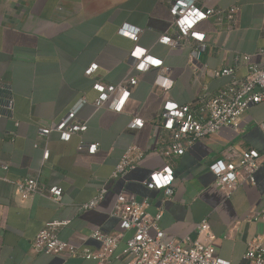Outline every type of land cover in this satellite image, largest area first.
Wrapping results in <instances>:
<instances>
[{"label": "crops", "instance_id": "crops-1", "mask_svg": "<svg viewBox=\"0 0 264 264\" xmlns=\"http://www.w3.org/2000/svg\"><path fill=\"white\" fill-rule=\"evenodd\" d=\"M235 2L207 0L206 5L226 8ZM125 25L140 30L137 43L119 34ZM171 27L168 7L159 0H0V178L10 181L0 179V264H93L80 255L36 252L30 243L46 224L66 223L56 230L60 240L73 244L78 253L99 252L100 243L91 234H120L110 214L122 193L145 202L149 215L160 214L158 228L168 238L212 244L215 255L229 264H245L250 242L264 245V223L249 217L264 211V161L255 173V185L243 183L229 198L216 188L208 170L229 147L264 152L258 128L264 101L249 107L236 130L223 128L200 138L182 156L170 159L171 195L143 185L165 163L147 151L165 101L185 106L200 90L217 93L230 78L216 77L215 72L226 67L234 69L237 78L244 77L246 68L236 59L243 54L250 56L251 64L264 66V0L240 1L235 29L228 36L215 31L211 20L200 23L197 30L206 40L197 61L189 59L196 48L189 41L182 49L158 43L160 36L171 34ZM134 46L162 61L171 88L164 92L154 85L155 68L133 71L137 84L122 110L109 109L108 102L97 107L94 86L120 83L133 65ZM203 66L206 71L199 77ZM74 108L75 120L85 131L68 141L56 131L39 134L40 128L59 123ZM133 119H141L142 127L130 128ZM80 142L96 145L95 153L79 151ZM129 147L144 151L143 159L124 177L112 179ZM24 178L36 179L45 189H61V201L40 195L22 201L11 182ZM101 188L106 194L97 208L81 209ZM204 219L211 238L195 230ZM132 234L123 233L108 264H126L118 255Z\"/></svg>", "mask_w": 264, "mask_h": 264}, {"label": "built area", "instance_id": "built-area-1", "mask_svg": "<svg viewBox=\"0 0 264 264\" xmlns=\"http://www.w3.org/2000/svg\"><path fill=\"white\" fill-rule=\"evenodd\" d=\"M168 7L171 17V34L162 35L158 43L168 46L171 49H182L183 44L191 42L196 48L189 53L190 60H198L200 52L205 48V33L198 31L200 23L211 20L212 27L217 32H223L228 36L237 23V14L240 11V1L230 7H209L207 0H159ZM202 14V18L197 16ZM140 30L134 27H121L119 34L137 43ZM128 33V35H124ZM264 34V30L262 31ZM202 36L203 39L198 38ZM167 40V42H165ZM137 49L142 50V54L137 57L133 55ZM133 65L127 75L120 83L114 86L95 85L98 92L95 100L97 107L108 102V108L120 112L131 94V89L137 84V79L131 75L133 71L143 73L149 68L157 69L154 85L162 91H168L172 82L166 78L167 68L162 61L146 54V50L134 46L130 53ZM151 59L160 61L159 65L149 63ZM246 68L244 77L237 78L232 68L226 67L215 72V76H227L229 82L217 93L210 94L200 90L194 101L189 105L178 106L171 101H165L153 125V131L147 151L154 152L164 161L160 170L151 172L144 180L143 185L150 190H164L166 195H171V185L174 180V172L170 159L182 156L188 148L203 137L214 135L223 128L236 130L239 126L242 115L250 106L264 101V66L250 63V56L243 54L236 57ZM92 69V66L88 69ZM206 71L203 66L198 76L202 77ZM123 101V103H121ZM84 101H82L83 103ZM11 106V104L9 103ZM77 108L72 109L67 116L57 124L49 128L38 130L41 136L56 131L63 141H68L74 133L85 131L86 126L75 120ZM140 121L139 124L136 122ZM143 121L133 119L129 123L130 128H141ZM258 128L264 136V120L258 124ZM166 131V137L161 136L160 131ZM68 139H63L64 135ZM94 146V151H93ZM86 149L89 154L95 153L96 145H85L82 142L78 145V150ZM144 151L136 147H129L122 154L119 162L115 165L111 174L112 179L124 177L130 170L143 159ZM47 156V153L44 155ZM264 161V152L255 150L235 151L227 148L219 159L209 163L208 170L214 176V184L226 198L243 183L249 186L255 185V173ZM6 169V167H3ZM155 177V179H154ZM167 178V183H159ZM10 182L6 178H0ZM16 193L22 201L34 196H43L55 203L61 201L62 191L57 187L45 189L34 178H24L11 182ZM106 189L101 188L94 197L87 203L80 206L81 209H96L104 198ZM110 216L118 221L120 234L106 235L98 230L93 231L91 237L100 243V250L97 253L84 250L78 253L73 244L60 240L56 235L58 227L66 223L52 222L45 225L30 243L33 251L46 255H80L93 264H108L110 257L117 248L123 233L133 231L131 237L125 240V245L118 255L126 264H229L215 255L212 244H205L199 239H184L178 241L168 238L158 228V221L161 215L151 216L146 211L145 202H140L133 195L120 194L116 198L114 209ZM253 221L264 223V211L250 216ZM195 230L198 235L206 234L209 238V225L206 219L200 221ZM151 231H154L151 234ZM122 233V234H121ZM245 264H264V245L255 241L248 244L244 253Z\"/></svg>", "mask_w": 264, "mask_h": 264}, {"label": "clouds", "instance_id": "clouds-1", "mask_svg": "<svg viewBox=\"0 0 264 264\" xmlns=\"http://www.w3.org/2000/svg\"><path fill=\"white\" fill-rule=\"evenodd\" d=\"M197 16L200 17V18H202V14L197 13ZM125 27H127V25H125ZM124 35H128V33H124ZM198 38L203 39L202 36H199ZM165 42H167V40H165ZM141 54H142V50H140V49H137L136 52L133 53V55H135V56H137V57H139ZM149 63H151V64H153V65H159L160 61L155 60V59H151V60L149 61ZM95 67H96V65H93V66H92V69H94ZM92 69H90L89 71H91ZM121 103H123V101H121ZM136 123L139 124L140 121H137ZM63 139L67 140V139H68V136L65 134V135L63 136ZM93 151H94V146H93ZM154 179H155V177H154ZM159 183H167V178H165L164 181H158V184H159ZM220 264H223V262H220Z\"/></svg>", "mask_w": 264, "mask_h": 264}, {"label": "water", "instance_id": "water-1", "mask_svg": "<svg viewBox=\"0 0 264 264\" xmlns=\"http://www.w3.org/2000/svg\"><path fill=\"white\" fill-rule=\"evenodd\" d=\"M0 103L3 105V101H2V98H0Z\"/></svg>", "mask_w": 264, "mask_h": 264}]
</instances>
